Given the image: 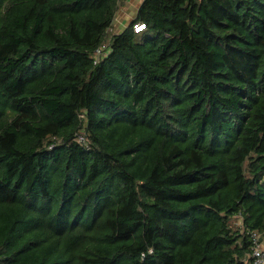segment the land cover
Listing matches in <instances>:
<instances>
[{
  "label": "trees",
  "instance_id": "obj_1",
  "mask_svg": "<svg viewBox=\"0 0 264 264\" xmlns=\"http://www.w3.org/2000/svg\"><path fill=\"white\" fill-rule=\"evenodd\" d=\"M121 2L0 0V264H252L264 0Z\"/></svg>",
  "mask_w": 264,
  "mask_h": 264
},
{
  "label": "crops",
  "instance_id": "obj_2",
  "mask_svg": "<svg viewBox=\"0 0 264 264\" xmlns=\"http://www.w3.org/2000/svg\"><path fill=\"white\" fill-rule=\"evenodd\" d=\"M142 1L143 0H122L109 32L111 34L121 33L135 17L136 11Z\"/></svg>",
  "mask_w": 264,
  "mask_h": 264
},
{
  "label": "built area",
  "instance_id": "obj_3",
  "mask_svg": "<svg viewBox=\"0 0 264 264\" xmlns=\"http://www.w3.org/2000/svg\"><path fill=\"white\" fill-rule=\"evenodd\" d=\"M143 30L142 25H134L133 26V31L135 33L140 32ZM96 55L99 56L101 55L100 51L96 52ZM75 140L79 143H82L84 138L82 133H78L75 137ZM251 241L252 244L250 246V257L253 260L252 264H264V251L262 250L259 242V237L256 234H251Z\"/></svg>",
  "mask_w": 264,
  "mask_h": 264
},
{
  "label": "rangeland",
  "instance_id": "obj_4",
  "mask_svg": "<svg viewBox=\"0 0 264 264\" xmlns=\"http://www.w3.org/2000/svg\"><path fill=\"white\" fill-rule=\"evenodd\" d=\"M260 246H261L262 250L264 251V239L260 242Z\"/></svg>",
  "mask_w": 264,
  "mask_h": 264
}]
</instances>
